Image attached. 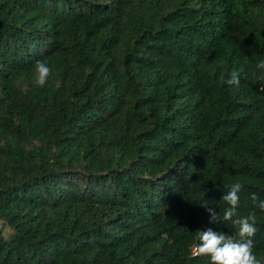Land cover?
<instances>
[{
	"label": "trees",
	"instance_id": "16d2710c",
	"mask_svg": "<svg viewBox=\"0 0 264 264\" xmlns=\"http://www.w3.org/2000/svg\"><path fill=\"white\" fill-rule=\"evenodd\" d=\"M262 61L264 0H0V264H210L201 204L264 200Z\"/></svg>",
	"mask_w": 264,
	"mask_h": 264
},
{
	"label": "clouds",
	"instance_id": "9594fccd",
	"mask_svg": "<svg viewBox=\"0 0 264 264\" xmlns=\"http://www.w3.org/2000/svg\"><path fill=\"white\" fill-rule=\"evenodd\" d=\"M35 83L44 86L51 73V69L44 61L35 63ZM258 69H264V61L257 64ZM242 72L233 69L226 83L229 86H239ZM242 185L235 183L228 186V191L223 193L221 201L228 207L223 210L222 217L217 212V202L205 201L201 204L209 215V224L230 222L236 228L233 235L222 231H214L211 227L206 230H197L196 235L199 243L194 247V252L199 256L210 258V264H260L254 254V240L256 234V211L258 208L264 211V200H258L256 193L250 194V199L255 208L246 215L239 214L240 192ZM212 204L216 206L213 207Z\"/></svg>",
	"mask_w": 264,
	"mask_h": 264
}]
</instances>
